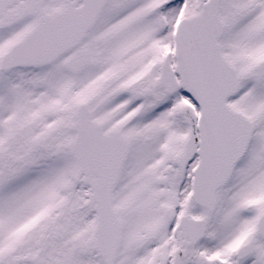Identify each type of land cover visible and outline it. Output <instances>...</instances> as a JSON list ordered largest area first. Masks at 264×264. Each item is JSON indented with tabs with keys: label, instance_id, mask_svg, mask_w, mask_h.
<instances>
[{
	"label": "snow or ice",
	"instance_id": "1",
	"mask_svg": "<svg viewBox=\"0 0 264 264\" xmlns=\"http://www.w3.org/2000/svg\"><path fill=\"white\" fill-rule=\"evenodd\" d=\"M0 264H264V0H0Z\"/></svg>",
	"mask_w": 264,
	"mask_h": 264
}]
</instances>
